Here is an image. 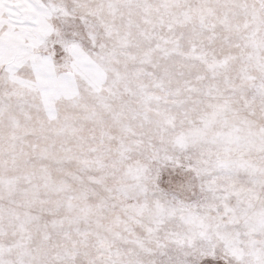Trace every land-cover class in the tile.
<instances>
[{"label": "snow or ice", "instance_id": "1", "mask_svg": "<svg viewBox=\"0 0 264 264\" xmlns=\"http://www.w3.org/2000/svg\"><path fill=\"white\" fill-rule=\"evenodd\" d=\"M0 264H264V0H0Z\"/></svg>", "mask_w": 264, "mask_h": 264}]
</instances>
